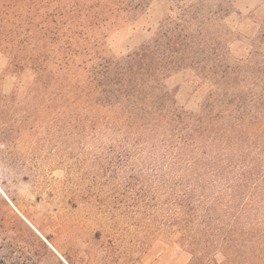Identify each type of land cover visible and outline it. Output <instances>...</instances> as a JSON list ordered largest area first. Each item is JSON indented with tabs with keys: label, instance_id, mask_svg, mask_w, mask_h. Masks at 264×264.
Instances as JSON below:
<instances>
[{
	"label": "trees",
	"instance_id": "16d2710c",
	"mask_svg": "<svg viewBox=\"0 0 264 264\" xmlns=\"http://www.w3.org/2000/svg\"><path fill=\"white\" fill-rule=\"evenodd\" d=\"M140 1L0 0V53L19 84L33 78L42 109L71 115V136L118 143L114 164L148 188L152 215L168 208L167 228L184 236L193 263L219 246L228 264H264V65L237 64L228 47L211 61L208 47H182V31L114 60L97 34L108 27L102 11L125 16ZM178 72L215 87L198 113L160 90ZM140 103L153 118L133 113Z\"/></svg>",
	"mask_w": 264,
	"mask_h": 264
},
{
	"label": "rangeland",
	"instance_id": "374dc122",
	"mask_svg": "<svg viewBox=\"0 0 264 264\" xmlns=\"http://www.w3.org/2000/svg\"><path fill=\"white\" fill-rule=\"evenodd\" d=\"M140 4L125 16L102 11L108 27L97 34L114 60L160 40L162 31L174 32L173 42L182 31V47H208L211 61L228 47L237 64L264 65V0ZM113 20L118 24L111 26ZM73 75L89 79L78 67L71 68ZM32 80L27 75L19 84L0 53V253L9 264H228L219 246L204 249L193 263L182 234L167 228L168 208L163 205L152 215L148 188L141 191L131 172L114 164L118 143L112 145L110 137L71 136V115L42 109ZM214 88L190 72H178L161 81L160 90L198 113ZM175 91L179 94L172 97ZM143 96L138 102H145ZM140 104L133 113L152 117ZM124 145L135 153L131 144ZM145 149L150 151L148 145Z\"/></svg>",
	"mask_w": 264,
	"mask_h": 264
},
{
	"label": "flooded vegetation",
	"instance_id": "af4514ba",
	"mask_svg": "<svg viewBox=\"0 0 264 264\" xmlns=\"http://www.w3.org/2000/svg\"><path fill=\"white\" fill-rule=\"evenodd\" d=\"M0 264H9L4 257L1 256V253H0Z\"/></svg>",
	"mask_w": 264,
	"mask_h": 264
}]
</instances>
